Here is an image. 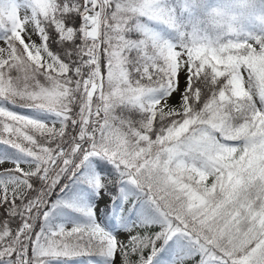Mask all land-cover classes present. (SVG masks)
Instances as JSON below:
<instances>
[{
  "label": "snow or ice",
  "instance_id": "1",
  "mask_svg": "<svg viewBox=\"0 0 264 264\" xmlns=\"http://www.w3.org/2000/svg\"><path fill=\"white\" fill-rule=\"evenodd\" d=\"M0 264H264V0H0Z\"/></svg>",
  "mask_w": 264,
  "mask_h": 264
},
{
  "label": "clouds",
  "instance_id": "2",
  "mask_svg": "<svg viewBox=\"0 0 264 264\" xmlns=\"http://www.w3.org/2000/svg\"><path fill=\"white\" fill-rule=\"evenodd\" d=\"M222 2H225L226 3V0H222Z\"/></svg>",
  "mask_w": 264,
  "mask_h": 264
},
{
  "label": "rangeland",
  "instance_id": "3",
  "mask_svg": "<svg viewBox=\"0 0 264 264\" xmlns=\"http://www.w3.org/2000/svg\"><path fill=\"white\" fill-rule=\"evenodd\" d=\"M229 2V0H226V3Z\"/></svg>",
  "mask_w": 264,
  "mask_h": 264
}]
</instances>
